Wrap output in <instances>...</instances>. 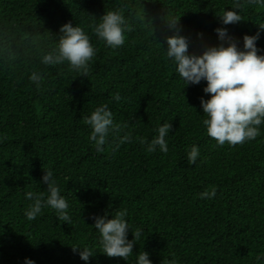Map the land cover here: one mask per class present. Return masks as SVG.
<instances>
[{"label": "trees", "instance_id": "obj_1", "mask_svg": "<svg viewBox=\"0 0 264 264\" xmlns=\"http://www.w3.org/2000/svg\"><path fill=\"white\" fill-rule=\"evenodd\" d=\"M235 0H0V264H84L71 247L92 248L88 264H134L147 252L152 264H257L264 258V125L253 141L220 147L207 135L200 100L205 82L185 87L166 57L161 24L180 18L189 53L218 43L220 18ZM121 10L134 31L111 49L91 25L105 12ZM241 22L228 25L242 46L244 35L264 27V5L243 0ZM151 20V24H144ZM81 26L97 49L86 77L67 64L46 66L42 55L55 47L59 28ZM202 33L203 38L198 34ZM257 47L264 50V31ZM261 54H264L262 52ZM39 71V88L29 76ZM185 87V88H184ZM119 93L121 100L112 99ZM107 103L114 122L128 125L134 141L97 153L84 123ZM170 122L169 152L148 153L158 126ZM123 135V133H121ZM110 141L112 137L109 138ZM200 149L197 164L187 154ZM51 170L70 205L71 223L45 208L29 221L25 193L45 192ZM215 186L214 199L199 194ZM127 208L132 231L144 229L127 262L109 258L99 244L92 216ZM128 239L132 240L131 233Z\"/></svg>", "mask_w": 264, "mask_h": 264}, {"label": "clouds", "instance_id": "obj_2", "mask_svg": "<svg viewBox=\"0 0 264 264\" xmlns=\"http://www.w3.org/2000/svg\"><path fill=\"white\" fill-rule=\"evenodd\" d=\"M243 0H235L233 10H226L220 22L225 27L215 29L218 43L215 46L205 47L201 54L189 53L190 39L181 35L182 25L180 18L169 17L162 20L161 27L164 33V43L167 45L166 57L175 65V71L183 81L185 87L206 83L203 92L209 99L201 98L200 104L207 135L214 139L217 146L243 144L255 140L260 135V126L264 125V50L257 47L261 38L260 27L255 35H244L242 46L229 34L226 26L241 22L239 9ZM249 4L264 5V0H246ZM96 20V19H95ZM91 25L95 36L111 49H118L125 45L126 33L134 31L121 10L105 12L96 23ZM149 23L155 31L151 20ZM60 35L55 47L48 49L41 57V63L46 66L67 64L71 71L78 73V77H86L91 71V64L97 49L91 43L90 36L81 26L66 23L59 28ZM203 38V34H198ZM29 79L39 88L44 76L39 71H33ZM184 87V88H185ZM116 102L121 100L117 92L112 96ZM84 123L91 129L88 137L97 153H102L105 146L117 151L121 145L134 141L131 131H124L128 125H118L114 122V114L107 103L95 107L90 116L84 117ZM172 128L170 122L157 127L156 135L149 142L140 137L139 143L145 146L148 153L159 151L162 154L169 152L167 138ZM123 133V135H121ZM110 137L112 140L110 141ZM6 139L0 136V143ZM200 149L193 145L187 154L188 164H197ZM41 182L47 185L45 192L25 193V198L32 201L26 208L24 215L29 220H35L42 215L45 208L52 209L59 221L71 223L70 205L51 170L44 171ZM201 199L211 200L217 196L215 186L199 194ZM127 208L116 211L115 215L92 216V227L99 233V244L103 254L109 258H120L127 262L133 257V248L137 241L144 238V229L137 227L132 231L128 223ZM131 233L133 239H128ZM146 238L143 239V243ZM79 259L88 264L96 253L92 248L85 246L71 247ZM257 264H264V258L257 257ZM23 264H35V261L25 258ZM134 264H152L149 254L140 251L135 255ZM167 264H179L173 257Z\"/></svg>", "mask_w": 264, "mask_h": 264}]
</instances>
